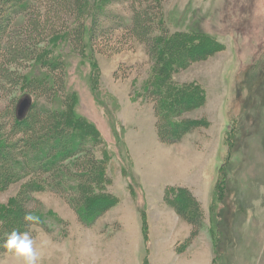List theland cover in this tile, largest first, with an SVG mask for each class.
I'll return each mask as SVG.
<instances>
[{"label": "rangeland", "instance_id": "obj_1", "mask_svg": "<svg viewBox=\"0 0 264 264\" xmlns=\"http://www.w3.org/2000/svg\"><path fill=\"white\" fill-rule=\"evenodd\" d=\"M87 1L102 7L103 36L86 34L79 49L66 34L51 39L20 87L0 93V124L24 98L77 118L100 161L95 194L108 192L114 201L86 227L58 194H35L50 217L47 231L29 233L41 264H264V0H167L165 26L191 40L162 66L116 27L128 23V0ZM23 23L19 18L15 26ZM201 47L212 55L174 73L175 55ZM45 59L63 67L64 89L49 102L26 88L49 75ZM150 90L167 103L179 93L197 98L184 118L198 126L179 143L157 140ZM22 187L0 193V216ZM177 188L192 193L204 216V228L190 242V227L169 202ZM0 264H13L1 246Z\"/></svg>", "mask_w": 264, "mask_h": 264}, {"label": "trees", "instance_id": "obj_2", "mask_svg": "<svg viewBox=\"0 0 264 264\" xmlns=\"http://www.w3.org/2000/svg\"><path fill=\"white\" fill-rule=\"evenodd\" d=\"M166 1L128 0L131 14L128 23L116 26L121 28L125 38L143 45L147 56L159 66L165 63L167 55L180 51L183 44L191 40L182 34H171L165 26L163 5ZM88 3L87 0H0V93L12 95L20 87L23 72L39 59L41 45L51 39L66 34L70 44L79 49L86 34L90 40L97 32L100 33L97 37L103 36L98 30L102 7L97 3L93 9ZM88 17H91L90 25L86 23ZM19 18H23L24 23L16 27ZM211 55L212 51L204 47L175 55L174 73ZM42 67L49 75L29 81L26 88L49 102L64 89L63 67L59 60L46 59ZM159 84L166 96L170 91L165 81L160 80ZM150 92L159 143H179L198 126L195 121L184 118L199 103L192 92L179 93L168 103L160 92ZM9 118L8 123L0 124V193L19 182H23V187L0 216L2 248L12 231L48 230L50 217L34 198L44 190L64 198L86 227L112 208L114 201L108 192L100 197L95 194L102 180L100 161L88 145V135L83 134L77 118L55 112L47 104H31L23 117L19 118L15 112ZM174 190L178 197L170 198V206L190 227V242L205 226L203 212L188 189ZM27 213L37 216L39 222L25 221Z\"/></svg>", "mask_w": 264, "mask_h": 264}, {"label": "clouds", "instance_id": "obj_3", "mask_svg": "<svg viewBox=\"0 0 264 264\" xmlns=\"http://www.w3.org/2000/svg\"><path fill=\"white\" fill-rule=\"evenodd\" d=\"M254 203L258 206L262 201ZM23 219L34 224L39 222V218L32 213H27ZM43 243H48V241ZM3 246L13 264H41V251L36 245L35 239L28 232L12 231Z\"/></svg>", "mask_w": 264, "mask_h": 264}, {"label": "water", "instance_id": "obj_4", "mask_svg": "<svg viewBox=\"0 0 264 264\" xmlns=\"http://www.w3.org/2000/svg\"><path fill=\"white\" fill-rule=\"evenodd\" d=\"M30 107V100L29 98H24L21 100L17 106L16 114L19 118L23 117L28 108Z\"/></svg>", "mask_w": 264, "mask_h": 264}]
</instances>
